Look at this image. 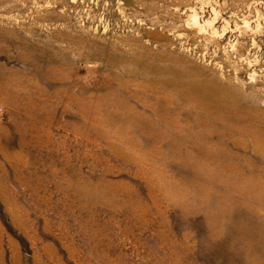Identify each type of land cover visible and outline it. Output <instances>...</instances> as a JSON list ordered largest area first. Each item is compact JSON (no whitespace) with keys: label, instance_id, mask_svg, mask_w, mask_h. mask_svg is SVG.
Here are the masks:
<instances>
[{"label":"rangeland","instance_id":"rangeland-1","mask_svg":"<svg viewBox=\"0 0 264 264\" xmlns=\"http://www.w3.org/2000/svg\"><path fill=\"white\" fill-rule=\"evenodd\" d=\"M0 264H264V0H0Z\"/></svg>","mask_w":264,"mask_h":264}]
</instances>
